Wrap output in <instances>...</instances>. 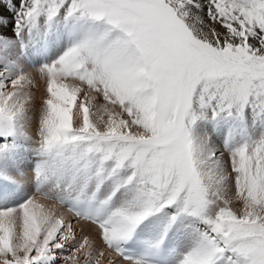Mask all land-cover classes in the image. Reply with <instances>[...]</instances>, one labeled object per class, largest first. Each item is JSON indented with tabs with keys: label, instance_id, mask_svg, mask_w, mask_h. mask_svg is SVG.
Instances as JSON below:
<instances>
[{
	"label": "snow or ice",
	"instance_id": "obj_1",
	"mask_svg": "<svg viewBox=\"0 0 264 264\" xmlns=\"http://www.w3.org/2000/svg\"><path fill=\"white\" fill-rule=\"evenodd\" d=\"M105 259L264 264V0H0V264Z\"/></svg>",
	"mask_w": 264,
	"mask_h": 264
},
{
	"label": "rangeland",
	"instance_id": "obj_2",
	"mask_svg": "<svg viewBox=\"0 0 264 264\" xmlns=\"http://www.w3.org/2000/svg\"><path fill=\"white\" fill-rule=\"evenodd\" d=\"M43 86V84H41L40 85V91L37 93V97H36V99H37V105H39L38 103L44 98V86ZM87 230H89V229H87ZM81 235H79L78 234V238L80 237ZM79 255V254H78ZM106 257H107V253H106ZM81 260H83V257L81 256ZM102 264H107V262H106V259L105 260H103L102 261Z\"/></svg>",
	"mask_w": 264,
	"mask_h": 264
},
{
	"label": "bare ground",
	"instance_id": "obj_3",
	"mask_svg": "<svg viewBox=\"0 0 264 264\" xmlns=\"http://www.w3.org/2000/svg\"><path fill=\"white\" fill-rule=\"evenodd\" d=\"M42 87H43V86H42ZM38 104H39V103H38ZM87 229H89V230H87ZM90 231H91V229L88 228V227H86L85 230H84V232H80L79 235L83 236V235H85L86 233H88V232H90Z\"/></svg>",
	"mask_w": 264,
	"mask_h": 264
}]
</instances>
